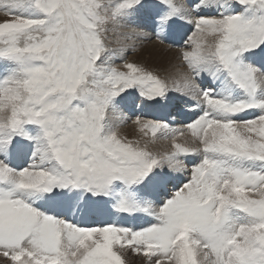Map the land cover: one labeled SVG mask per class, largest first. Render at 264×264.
Returning a JSON list of instances; mask_svg holds the SVG:
<instances>
[{"label": "snow or ice", "instance_id": "obj_1", "mask_svg": "<svg viewBox=\"0 0 264 264\" xmlns=\"http://www.w3.org/2000/svg\"><path fill=\"white\" fill-rule=\"evenodd\" d=\"M140 9L157 38L177 19L192 28L172 88L124 58L140 33L120 29ZM0 12V256L264 264V0H0ZM129 90L153 103L187 97L200 113L185 125L191 139L139 116L140 136L121 135L110 113ZM158 137L170 141L163 151L152 150ZM172 174L187 179L169 192ZM81 208L152 221L61 218Z\"/></svg>", "mask_w": 264, "mask_h": 264}, {"label": "bare ground", "instance_id": "obj_2", "mask_svg": "<svg viewBox=\"0 0 264 264\" xmlns=\"http://www.w3.org/2000/svg\"><path fill=\"white\" fill-rule=\"evenodd\" d=\"M185 2V0H180L179 2ZM146 15H151V12H150V10H148V9H140V10H138V12L132 17V19L131 20H133V19H135L136 18V21L135 22H137V25L136 26H134V23H131L130 21L131 20H129V21H127V22H125V27L124 28H122V29H120V31H124V32H129V29H130V27H132V26H134L133 28H132V31L131 32H136L135 30H143L142 32H136V33H140V35L137 37V39L138 38H145L146 37V39H148V38H151L152 36H156V34H155V32H154V30H153V27H152V25H149L147 22L148 21H144V22H142V23H140L141 22V20H142V18L144 17V16H146ZM148 17V16H147ZM178 20V19H177ZM176 20V24H174V29L175 30H173V31H169V32H167L166 34L167 35H164V34H162V37L163 38H166V37H170L171 39L173 38V41H178V40H180V39H183V36H184V30H185V27H184V24H182V22H181V20L180 21H177ZM128 23H130L131 25L129 26L128 25ZM151 23V22H150ZM175 23V22H174ZM146 24V25H145ZM188 25V24H187ZM187 28H191L190 27V25H189V27L188 26H186ZM190 31H191V29H190ZM190 34V33H189ZM157 37V36H156ZM132 39V38H131ZM158 39H160V38H158ZM128 40H130V39H128ZM139 40V39H138ZM142 40V39H141ZM157 41V40H156ZM135 41L133 40V42L130 40L129 42H128V47L129 48H127L128 49V52H125V56H124V58H127L128 57V54H130V56H129V58H131V60H133V61H135V62H137L138 64H140V65H142V66H144L145 68H147V69H150L151 71L153 70V71H155L157 74H164L165 73V75L164 76H166L167 77V82H168V84L169 85H173V82H174V80H176V79H178V77H179V74H180V71H181V69H178V67L179 66H181V65H183L184 64V62L183 61H181V62H178V60H182V58H179V57H177L176 55H177V52H175V51H173V52H171L170 50L169 51H167V52H165L164 51V49L160 46V47H157L156 46V44L155 45H153V44H146V46H144V47H141V48H137V49H135V48H132L129 44H133ZM160 42V41H159ZM139 43V42H138ZM148 43V42H147ZM183 44V43H182ZM137 45V44H136ZM177 45V44H176ZM108 46L109 47H112V48H115V47H118V43H117V38L116 37H114V36H111L110 35V41H109V44H108ZM139 46V45H138ZM135 47V46H134ZM166 47V46H165ZM166 48H168V47H166ZM182 49V48H181ZM180 49V50H181ZM259 56V55H258ZM256 59H258V57H256ZM118 60L119 59H116L115 61H114V64L115 65H117V63L116 62H118ZM181 63H183V64H181ZM119 64V63H118ZM185 65V64H184ZM184 68V67H183ZM184 71H186V68H184L183 69ZM175 75V76H174ZM161 77V76H160ZM165 77V78H166ZM170 95H172L173 97L171 98L170 97ZM176 95H177V97H176ZM179 94H178V92L177 91H170L169 93H168V95L167 96H169V97H167L166 98V102L164 103V104H162V107L160 108V110H158L157 108H155V107H152V111H149L150 109H151V106L149 105V107L147 108V109H145V111H147V113H150L151 115H153L154 117H156V116H168L169 115V111H170V108L172 107V106H176V107H179V108H181V107H183V108H185L186 109V113L183 115V116H181V117H178V119H179V122H181L182 123V119L183 118H185V117H187V116H191L192 114H193V112H191L190 111V109L188 108V104H191L192 102H190L189 101V99L187 98V97H185V96H178ZM132 96V95H131ZM137 96V95H136ZM135 96V97H136ZM125 97V96H124ZM128 97H130V94H129V96ZM134 96H132V98H135ZM138 97V96H137ZM136 97V98H137ZM126 98V97H125ZM125 98H122L119 102H118V104H117V110H116V112L114 113L116 116H122V118H124V114H125V112H126V114H130L131 112H132V109L133 110H136L135 111V113H137V112H140L141 111V107H138L137 109L135 108V105H131V104H126L125 103ZM132 98H129L130 100L132 99ZM176 98H178V99H176ZM128 99V100H129ZM138 99V98H137ZM127 100V101H128ZM133 100V99H132ZM134 101V100H133ZM144 101V100H143ZM160 101V100H159ZM158 101V102H159ZM129 102H132V101H129ZM129 102H127V103H129ZM176 102L178 103L177 105H176ZM150 103H152V102H150ZM149 103V104H150ZM144 104H146V103H144ZM160 104V103H159ZM137 105H139V103H137ZM147 105V104H146ZM142 106H144L143 105V103H142ZM156 106V105H155ZM175 107V108H176ZM149 111V112H148ZM197 111V113L199 114V111L198 110H196ZM143 112H144V110H143ZM170 113H172L171 111H170ZM195 113V112H194ZM133 114V113H132ZM147 115V114H146ZM149 115V114H148ZM126 116H128V115H126ZM171 116V115H170ZM135 117V116H134ZM137 117V116H136ZM173 117H177L176 116V113H175V116H173ZM118 118V117H117ZM174 118V119H175ZM143 119V118H142ZM173 119V120H174ZM177 119V118H176ZM114 120V119H113ZM164 120V119H163ZM185 120V119H184ZM118 121V120H117ZM170 121V120H169ZM119 122V127H118V129L120 130L121 129V126H120V121H118ZM126 122V121H125ZM122 123V122H121ZM134 124V123H133ZM172 125H174L175 126V128L174 129H177V126L179 127V123L177 122V124H176V122L175 123H172ZM184 126H185V123H184ZM183 125H182V127L181 128H178V129H183V128H185ZM173 128V127H172ZM126 131L127 132H129L128 134H124V135H126L128 138H132V137H138V136H140V133L138 132V130H137V128H136V126L135 125H131V126H129V130H127L126 129ZM185 134H184V136L183 137H181V138H179L180 139V142H184L185 140H190L191 139V136H190V133H188L187 132V130L185 129ZM169 146V141L168 140H166V139H163V138H157V140H156V142H155V144L154 145H152L151 147H152V150H154V151H163L164 149H166L167 147ZM199 160V159H198ZM198 160H196V161H198ZM192 163V162H191ZM193 164V163H192ZM189 165V164H188ZM177 178V179H179V180H181L182 178H186V175H177V174H172V178L174 179V178ZM186 179H184V181H185ZM173 183H175V181H173ZM177 184V183H176ZM172 185V184H171ZM173 187V186H172ZM170 189H172L171 188V186L170 187H167V190L169 191V192H171L170 191ZM163 193H161L160 194V198L162 199L163 197L161 196ZM83 210V209H82ZM105 209H101V210H94L95 212H93V215H95V217H94V219H97L98 218V215L97 214H99V211H104ZM83 211H85V210H83ZM83 219H84V215H83V217L81 216V218H79L78 220L79 221H81V222H83ZM147 219V218H146ZM144 220V219H143ZM148 220V219H147ZM88 222H91V218L89 219V221ZM113 222H116V223H118L117 222V220L116 221H113ZM148 222H149V220H148ZM101 223H103V220H101ZM91 224H92V222H91ZM138 226V225H137ZM140 226V225H139ZM130 257V256H129ZM133 257V256H132ZM3 258V257H2ZM1 258V259H2ZM0 259V261L2 262V264H10V262H4V261H2ZM130 259V258H129ZM142 258H140L139 260H141ZM143 260V259H142ZM132 261V260H131ZM145 261V260H144ZM128 262V261H127ZM129 263V262H128ZM1 264V263H0Z\"/></svg>", "mask_w": 264, "mask_h": 264}, {"label": "rangeland", "instance_id": "obj_3", "mask_svg": "<svg viewBox=\"0 0 264 264\" xmlns=\"http://www.w3.org/2000/svg\"><path fill=\"white\" fill-rule=\"evenodd\" d=\"M180 1V0H179ZM145 2L147 3V2H149L148 0H145ZM183 2V1H182ZM148 16V17H147ZM150 16L151 15H146V16H144L143 18H142V20H141V22L140 23H142V22H144V21H148L147 23L149 24V25H151V23H150ZM5 18V16H4V13L3 12H0V19H4ZM136 21V18L135 19H133V20H131L130 22L131 23H134V26H136L137 25V22H135ZM177 21H180L179 19L177 20ZM182 22V24H184V27H185V30H184V36H183V39H180V40H178V41H173V38L171 39L170 37H167V38H169L170 39V42L169 43H165L163 40H164V38L162 37V38H160V39H158L156 36H152L151 38H148V39H146V38H138L137 39V37L136 36H133V37H131V38H129L132 42H133V40L135 41L133 44H129L132 48H135V49H139V48H141V47H144V46H146V44H153V45H155L156 44V46L157 47H162L163 49H164V51L165 52H167V51H171V52H173V51H175V52H177V57H179V58H181V55H180V52H181V48H183L184 47V40L187 38V35L189 34V33H191V31H192V28H187L186 26H188L189 27V24L187 25V23L185 22V21H181ZM174 24H176V21H175V23ZM128 25L130 26L131 24L130 23H128ZM146 25V24H145ZM134 26H132V27H130V29H129V32H131L132 31V28L134 27ZM191 27V26H190ZM190 29H191V31H190ZM136 32H142L143 30H135ZM142 39V40H141ZM130 40H126V41H124V43H126L127 45H128V42L130 41ZM157 40V41H156ZM160 41V42H159ZM139 42V43H138ZM148 42V43H147ZM183 43V44H182ZM137 44V45H136ZM145 44V45H144ZM177 44V45H176ZM139 45V46H138ZM144 45V46H143ZM135 46V47H134ZM168 47V48H166V47ZM129 48V47H128ZM126 52H128V49H127V51ZM259 55V56H258ZM129 56H130V54H128V57L127 58H125L126 60H128V61H133V60H131V58H129ZM256 57H258V59L257 60H259L260 59V57H261V54L260 53H257V56ZM181 61H183V60H178V62H181ZM123 61L122 60H118V62H116L117 63V65L116 66H119L121 63H122ZM133 62H135V61H133ZM119 63V64H118ZM135 63H137V62H135ZM138 64V63H137ZM181 64H183V63H181ZM186 68V65H181V66H179L178 67V69H181V71H180V73L181 72H184V68ZM148 70H150V69H148ZM151 71V70H150ZM152 72L154 73V74H156V75H158L159 77L161 76V78L162 79H167V77L166 76H164L165 75V73L164 74H157L155 71H153L152 70ZM175 76V75H174ZM166 77V78H165ZM167 81V80H166ZM205 86H207V82H206V84H205ZM169 87L170 88H172L173 87V85H169ZM129 94H130V97H128L129 96ZM178 96H183V95H181L179 92H178ZM136 96L135 98H132V96ZM126 97V98H125ZM125 97H123V98H125V103L126 104H131V105H135V108L137 109L138 107H141V111L140 112H137V113H135V111L136 110H133L132 109V112L130 113V114H126V112H125V114H124V119H123V122L121 123L120 122V126H121V129L119 130L118 129V131L121 133V135H124V134H128L129 132H127L126 131V129L127 130H129V126H131V125H134L133 124V122L135 121V119L139 116V117H141V118H143V119H145V120H160V121H165V122H168L169 124H170V126L171 127H173V128H175V126L174 125H172V123H175L176 122V124H177V122L180 124L179 125V127L177 126V129L178 128H181L182 127V125L184 126V123H185V125L186 124H188V121H187V118L189 117V116H187V117H185V118H183L182 120V123L181 122H179V119H178V117H173V116H175V113L177 112V109L179 108V107H176V106H172L171 108H170V111L172 112V113H170V111H169V115L168 116H156V117H154L153 115H151L150 113H147V111H145V109H147L148 107H149V105L151 106V109L149 110V111H152V107H155V108H159L158 110H160V108L162 107V104H164L166 101V99H158L155 103H150L149 101H146L144 98H142V97H140V95H139V92H138V90H129L128 91V93H127V95L125 96ZM167 97H169V96H167ZM170 97L172 98L173 96L172 95H170ZM176 97H177V95H176ZM129 98H132L131 100L129 99ZM129 99V100H128ZM176 99H178V98H176ZM128 100V101H127ZM144 100V101H143ZM160 100V101H159ZM129 101H132V102H129ZM159 101V102H158ZM127 102H129V103H127ZM137 103H139V105H137ZM142 103H143V105L144 106H142ZM144 103H146V104H144ZM150 103V104H149ZM160 103V104H159ZM178 103L176 102V105H177ZM156 105V106H155ZM191 106H192V103L191 104H188V108L190 109V111L191 112H193V114H192V116L193 115H196V116H198L199 114L197 113V111H193L192 109H191ZM176 107V108H175ZM182 108V107H181ZM143 110H144V112H143ZM148 111V112H149ZM195 112V113H194ZM133 113V114H132ZM147 114V115H146ZM149 114V115H148ZM126 115H128V116H126ZM171 115V116H170ZM110 116L114 119V120H118V121H120L121 120V118H122V116L120 115V116H116L114 113H110ZM135 116V117H134ZM137 116V117H136ZM118 117V118H117ZM175 118V119H174ZM196 118V117H195ZM245 118H251V117H245ZM164 119V120H163ZM174 119V120H173ZM185 119V120H184ZM170 120V121H169ZM117 121V122H118ZM126 121V122H125ZM119 123V122H118ZM185 127V126H184ZM183 130L185 131V128H183ZM132 138H134V137H132ZM132 138H129V139H132ZM169 141V140H168ZM170 142V141H169ZM183 158V157H182ZM199 159V157H194V156H190V158H186V163H187V166H188V168L190 169L191 168V166H192V163H195V162H198V161H196V160H198ZM192 162V163H191ZM189 164V165H188ZM184 179H187V176H186V178H182L181 180H179V179H177L176 177L173 179V178H171V182L170 183H168L167 185H166V187H170L171 186V188L172 189H170V191H172L173 190V185H175L176 187H179L183 182H184ZM173 181H175V183H173ZM177 183V184H176ZM172 184V185H171ZM162 197H163V194L161 195ZM85 210V211H83V210ZM93 212H95V211H88V210H86V209H84V208H81V210L79 211V212H77V211H75V209H73V211L72 212H68L67 213V218L69 219V220H71L72 222H79V223H81L82 225H84V224H86V225H92V224H98V223H101V220H103V223L104 222H113V221H116L117 220V222L118 223H121V224H124L125 226H137V227H139V225L140 226H146L147 225V223H148V220H149V222H151L152 221V218L151 217H148L147 215H145V214H139V215H137L136 217H131V216H127V215H121V214H113L112 212H110V211H108V210H104V211H99V214H97L98 215V218L97 219H94V217H95V215H93ZM83 215H84V219H83V222H81V221H79L78 219L79 218H81V216L83 217ZM126 216V217H125ZM91 218V222H92V224H91V222H88L89 221V219ZM148 220H147V219ZM144 219V220H143ZM130 256V257H129ZM133 256V257H132ZM3 256H0V259L2 258ZM130 258V259H129ZM140 258H142L141 260H139ZM125 259H126V264H146V261H144L145 260V258L142 256V255H136V254H134V253H132L131 251H128L127 253H126V255H125ZM2 261H4V262H10V261H7L6 260V258H2L1 259ZM132 260V261H131ZM129 263H128V262ZM0 263L2 264V262L0 261Z\"/></svg>", "mask_w": 264, "mask_h": 264}]
</instances>
